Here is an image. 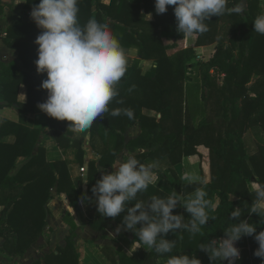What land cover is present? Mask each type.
Returning a JSON list of instances; mask_svg holds the SVG:
<instances>
[{
    "label": "trees",
    "instance_id": "trees-1",
    "mask_svg": "<svg viewBox=\"0 0 264 264\" xmlns=\"http://www.w3.org/2000/svg\"><path fill=\"white\" fill-rule=\"evenodd\" d=\"M242 1L227 0L228 8L234 11L212 16L206 21L207 32L192 35L177 31L175 6H169L166 13L156 14L155 0H112L109 5L101 0L78 2L81 24L91 18L108 23L125 49L134 48L141 60L154 62V67L145 75L137 65L128 67L117 85L119 96L116 100L122 99L123 103L110 102V110L131 108L135 118L129 119L124 115L113 117L109 112L92 124L90 144L100 157L99 164L104 169L112 168L113 161L126 150L136 154L142 163L147 159L168 158L176 166L184 158H190L198 164L201 178L206 180L207 198L216 204L215 210L210 212V216L215 218L210 219L195 237L187 232L180 233L178 229L176 233L170 231L166 238L176 241L170 255L187 254L191 257L194 254L202 264L216 262L207 252L199 249L200 243L224 237L223 229L231 221L236 222L230 215L235 208L244 210L240 219L256 224L257 233L264 231L260 216L249 214L247 210L253 202L250 190L264 185V146H259L255 155L248 156L243 142L244 135L251 129L260 128L264 133V35L255 32L253 22L263 13L259 9L260 0H247L246 9H242ZM39 2L29 0L26 9L31 11L33 4ZM3 13L0 1V16ZM148 13L153 16L150 21L145 16ZM28 24H33L35 30L41 32L33 20L23 19L9 31L8 39ZM37 50L38 45L31 42H25L19 50L21 59L30 69L32 66L28 59L32 55L38 58ZM199 58L203 62L196 63ZM211 68L223 75L222 86L210 76L208 71ZM195 69L205 70L203 85L207 89V96L202 97L206 114L198 124L188 109L186 99V85L191 82ZM42 77H47V74H42ZM20 78L30 79L26 81L29 86L28 102L22 109L34 112L41 103L42 95L48 94L41 88L43 80H34L15 65L0 63V104L16 103L10 93L14 88L18 89ZM37 89L46 93L37 96ZM145 110L155 115L149 116ZM48 119L58 146L65 152L74 149L76 160L83 167V144L71 141L74 132L69 130V126L72 122L50 116ZM133 127L140 128V135L126 143L124 136ZM10 130H14L17 136L16 144L0 145V238L6 241V246L0 247V257L12 263L22 259L47 230L45 207L52 199V190L57 188L59 194L66 193L75 210L82 190L70 180L69 162L48 164L43 149L33 155L39 131L5 122L0 137ZM96 141L102 144L101 150H97ZM114 152L116 155H113ZM20 158L26 159L27 163L13 175ZM155 175L156 180L147 192L138 194V201L147 202L152 196H169L155 185L157 181L161 185H170L183 195L200 186L183 184L172 169L155 170ZM97 177L96 163H91L89 199L93 198L92 187ZM173 213L181 214L185 219L190 215L180 205ZM125 214L122 212L118 217L111 218L96 211L90 226L102 232L112 222L122 225ZM129 234L133 242H138L142 248L134 257L120 250L114 264H157L159 259H167V256L157 255L154 251L148 252L134 232L129 231ZM237 244L240 249L237 264H264V259L254 255L259 246L254 237L245 236ZM59 253L33 264H72L70 256L77 260L73 237L67 239L66 249H59Z\"/></svg>",
    "mask_w": 264,
    "mask_h": 264
},
{
    "label": "clouds",
    "instance_id": "clouds-1",
    "mask_svg": "<svg viewBox=\"0 0 264 264\" xmlns=\"http://www.w3.org/2000/svg\"><path fill=\"white\" fill-rule=\"evenodd\" d=\"M78 2L40 0L39 4H33L30 17L41 30L35 40L38 45L37 72L47 74L41 88L47 90L48 97L46 102L38 104V108L52 118L72 122L69 126L72 132L86 133L105 113L135 118L131 108L110 110L109 105L114 100L123 103L122 99L116 100L119 96L117 85L137 50L125 49L106 22L91 18L81 24ZM169 6H175L177 31L184 35L203 34L208 31L206 21L212 16L234 11L228 8L227 0H155L156 14L166 13ZM145 16L150 21L152 13ZM253 22L255 32L264 35V14L258 15ZM111 165L115 171L105 172L93 185L92 193L102 216L116 218L122 212L126 213L116 232L122 228L134 232L147 251L167 256V264H202L194 254L191 257L170 255L176 241L166 236L178 229L193 237L201 233L208 221L215 218L210 212L215 210L216 204L207 198L208 193L197 187L187 200L173 193L163 198L152 196L147 202L138 201V194L147 192L156 180V164L145 165L135 155L128 154L126 158L123 155L117 157ZM182 179L188 185L206 184V180L190 172ZM250 192L253 202L247 210L249 214H258L260 224H264V185ZM178 205L190 214L188 219L173 213ZM243 214L244 210L239 207L232 210L230 215L236 222L231 221L223 229L224 237L200 243L199 249L207 252L216 264L225 260L235 264L240 258L236 242L245 236L254 237L259 245L254 255L264 259V231L257 233L256 224L240 219Z\"/></svg>",
    "mask_w": 264,
    "mask_h": 264
},
{
    "label": "crops",
    "instance_id": "crops-1",
    "mask_svg": "<svg viewBox=\"0 0 264 264\" xmlns=\"http://www.w3.org/2000/svg\"><path fill=\"white\" fill-rule=\"evenodd\" d=\"M4 13L0 16V63L6 65H15V67L22 73L30 74L36 81L47 79L42 77V74L37 72L35 61L38 59L35 56H30L28 63L33 71L25 65L20 57V49L25 42L35 43L37 36L40 34L36 31L33 24H28L23 30L17 32L12 38L8 39V33L21 20L31 19L30 10L26 9L27 2L23 0H0ZM104 4L109 5L112 0H101ZM153 17V16H152ZM152 19V18H151ZM32 20V19H31ZM35 23V22H34ZM32 72V73H31ZM34 72V73H33ZM46 74V73H44ZM18 89L12 90L11 98L14 100L13 105L9 103L0 104V132L2 125L5 122L19 126L20 128L39 131L40 136L35 147L33 155L36 156L40 149L45 151V160L48 164L57 162H69L70 180L77 189L82 190L78 208L75 210L71 206L70 199L66 193L59 194L57 188L52 190V199L46 205V222L47 230L38 238V242L33 245L22 259H16L14 262H9L7 259L0 257V264H33L34 262L44 261L52 254L58 256L59 249H66L67 239L73 237L75 240V251L77 260H73L72 264H114V260L118 259V252L121 250L129 257H134L142 246L138 242H133L129 231L122 228L119 233L116 232L117 227L122 225L112 222L107 229L102 232L95 231L90 224L93 222L97 205L95 197L88 198V176L89 166L91 163H96L98 170L97 179H101L102 175L107 172L111 173L115 169H104L99 164V155L94 151L90 144V128L86 133H74L71 137L72 142H81L83 144L82 150L85 153L83 156V167L79 161L76 160L75 150L71 149L65 152L61 149L51 130L48 115L42 112L38 106L34 112H24L22 108L26 107L28 102V82L20 78ZM30 83V82H29ZM47 91V90H45ZM41 89L36 90L37 96L46 93ZM41 103L46 102L48 94L42 95ZM10 130L4 137H0V145H15L17 136ZM20 131V130H19ZM139 128L133 127L128 130L124 138L126 143L139 136ZM243 142L248 156H253L258 152L259 146H264V133L260 128L249 130L243 137ZM97 150L102 149V144L96 141ZM131 154L129 151H124L120 156ZM135 155L136 154H132ZM27 163L26 159L20 158L13 175ZM145 165L156 164L155 170L166 171L172 169L178 179L187 184L182 177L185 173H193L201 177V170L198 164H195L190 158H184L181 163L173 166L168 158L161 160L147 159L143 161ZM57 175V173H56ZM156 186L167 195L177 194L182 200H187L192 194L183 195L177 192L168 184H160L159 181L155 183ZM203 190H206L207 185H200ZM138 238V237H137ZM6 241L0 238V247H5ZM145 248V247H144ZM149 252V251H148ZM157 264H167V259H159Z\"/></svg>",
    "mask_w": 264,
    "mask_h": 264
},
{
    "label": "rangeland",
    "instance_id": "rangeland-1",
    "mask_svg": "<svg viewBox=\"0 0 264 264\" xmlns=\"http://www.w3.org/2000/svg\"><path fill=\"white\" fill-rule=\"evenodd\" d=\"M133 2H138L139 0H131ZM248 3V2H247ZM259 9L264 14V0H260ZM153 19V17H152ZM203 62L202 58H199L196 63ZM137 65L143 75L147 74L154 67L153 61H144L138 57V53L130 58L129 66ZM205 70L195 69L191 75V82L186 85V99L188 104V109L190 110L193 119L196 124H198L201 119L204 118L205 112L203 111L204 103L202 102V97L207 96L206 85H203V77ZM209 74L212 78L216 79L218 83L222 86L224 77L216 69H209ZM145 114L149 116H154V112L145 110ZM139 128V127H138ZM140 132V128H139ZM140 135V134H139ZM223 238V237H221ZM236 247L239 249L236 242ZM240 250V249H239ZM240 260V258L238 259Z\"/></svg>",
    "mask_w": 264,
    "mask_h": 264
},
{
    "label": "water",
    "instance_id": "water-1",
    "mask_svg": "<svg viewBox=\"0 0 264 264\" xmlns=\"http://www.w3.org/2000/svg\"><path fill=\"white\" fill-rule=\"evenodd\" d=\"M241 7H242V9H246V7H247V0H243V1H242V3H241ZM223 264H228V261L225 260V261L223 262ZM235 264H237V261L235 262Z\"/></svg>",
    "mask_w": 264,
    "mask_h": 264
}]
</instances>
